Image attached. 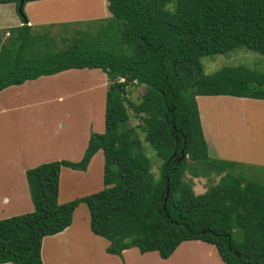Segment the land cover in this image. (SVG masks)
I'll list each match as a JSON object with an SVG mask.
<instances>
[{
  "label": "trees",
  "instance_id": "1",
  "mask_svg": "<svg viewBox=\"0 0 264 264\" xmlns=\"http://www.w3.org/2000/svg\"><path fill=\"white\" fill-rule=\"evenodd\" d=\"M29 1L20 9L21 0H0L15 2L23 20L0 29V92L68 69H101L111 83L105 130L91 132L83 157L27 170L35 209L0 219V263L44 264V238L72 225L87 203L91 229L109 240V253L138 247L167 259L182 242L198 240L226 264H264V188L233 183L232 162L210 152L198 105L202 95L264 99V71L236 65L207 74L202 62L242 46L264 54V0H108L110 17L63 30L60 40V30L50 33L54 23L42 24L44 31L29 23ZM139 84L149 88L133 101L129 89ZM130 110L141 122L121 129ZM136 128L162 159L158 175ZM99 150L106 187L60 203L63 167L87 170ZM215 175L219 181L196 193L194 177Z\"/></svg>",
  "mask_w": 264,
  "mask_h": 264
},
{
  "label": "rangeland",
  "instance_id": "2",
  "mask_svg": "<svg viewBox=\"0 0 264 264\" xmlns=\"http://www.w3.org/2000/svg\"><path fill=\"white\" fill-rule=\"evenodd\" d=\"M95 1L76 0L77 3L87 6L86 12L83 14L79 13L76 17L69 14L67 15L66 21L54 20L53 22L56 24L53 25L50 33L60 30L61 32H58L59 35L56 33L57 38L60 40V34L63 30L68 34L69 30L74 31V27L78 28L83 22H89L91 20L97 21L110 17L111 15L108 16L106 12L108 11V0H100L98 6L101 7V10L99 12L98 8L95 7ZM50 24L44 25L49 26ZM44 25L35 24L41 31L47 29V27H43ZM54 48L57 49L58 47L54 46ZM202 62L207 74L214 73L226 66L236 65H245L251 69L264 71V54L244 46L227 53L206 55L202 58ZM88 72L90 71L85 69L84 76H79L76 71H68L62 77L58 76L49 81H42L35 86L34 90L30 89V91H27L26 89L27 93L24 97L23 95L20 96V99L23 97L22 100L26 103L25 109L17 111L10 110L9 112L0 114V158L1 160L2 158H6L9 162L6 164L9 169L12 168L14 170L13 167L17 166L15 171H18V165L27 167L24 173L27 177L28 169L47 162L51 156L57 157V160L64 159L62 157L66 155L65 143L70 142L69 144H71L76 138H80L76 140V145L80 143V141L85 139L88 128L91 129L90 125L100 130L103 129L106 98L104 101L102 97H104V89L106 97L111 79L102 70L97 69L96 71H92V74ZM90 75L92 80H90ZM105 79L106 84L104 88ZM87 83H90L89 86L93 90L81 92L74 96H69V93H66L62 97H59V92H65L67 85L74 84L78 88ZM58 85H60L59 91L56 88ZM148 88L149 86L145 84L133 85L129 89V99L139 101L140 96ZM11 99L13 103L18 101L17 95H11L7 100ZM1 102H4V100H1ZM33 102L36 103V106L28 107ZM249 102L248 107L251 109V112L249 113V121L246 123L241 122V120H234L232 117L234 116V110L226 109L227 105L224 104L222 106L220 104L218 106V114H223V130L219 132L220 138L217 144L219 145L221 143L223 147L220 146V148L226 152V156L233 154L232 156L236 157L234 156L236 153H244L245 157L241 158L242 160L234 159L233 163L227 164V172L234 176L232 178L233 183L239 179V185L245 186L250 181H256L264 188V103H261L257 99H251ZM206 112H208V117H213H211L212 112L210 110H206ZM130 114L131 118L122 122L121 129L135 126L141 122L140 118L133 115L132 110H130ZM75 129L77 130L76 133L74 132ZM231 132V137H225L224 133L230 135ZM135 137L142 141V148L152 161L151 166L154 173L158 175L160 173L158 167L162 159L157 156L153 146L146 140V131L142 128H136ZM49 146L52 147L49 148ZM98 153L99 155H97L89 171L82 170L84 171L83 173L75 174L71 171L74 170L73 168L66 167L68 170L65 171L60 182V203L83 197L106 187L103 180L104 166H101L100 162V158L104 156V152L103 150H99ZM45 159L47 160L45 161ZM17 161L23 163H16ZM235 177L238 179H235ZM214 179L219 181L220 176L215 175L213 179L194 177L193 184L196 193L205 192L215 182ZM27 186L28 193L26 197L28 198V195H30L31 200L26 204H21V207L12 204V207L8 211L1 212L0 215H3L4 218L11 217L13 215L31 212L35 209L28 182ZM90 220L91 215L87 203L80 204L74 213L73 225L91 232ZM234 233L236 239L239 240L242 237L240 228H236ZM100 238L104 240L106 246L109 245L107 238L102 236ZM188 244H192L194 247L185 249ZM178 248H180V251H177L167 261V264H214V261L212 262V253L209 251L210 248L215 250V246L212 244L191 240L182 242ZM152 253H156V251ZM215 255L221 261L220 264H226L219 257L218 252ZM153 258L154 256L151 255L150 257L148 255L147 258L142 259L140 264L149 263L150 260L152 263ZM74 259H69V261L71 262ZM165 263L166 261H162V264ZM153 264L160 263L155 262Z\"/></svg>",
  "mask_w": 264,
  "mask_h": 264
},
{
  "label": "crops",
  "instance_id": "3",
  "mask_svg": "<svg viewBox=\"0 0 264 264\" xmlns=\"http://www.w3.org/2000/svg\"><path fill=\"white\" fill-rule=\"evenodd\" d=\"M75 1V2H74ZM94 1V0H93ZM100 2V0H99ZM97 0L95 1L96 5L95 7L101 10V7L98 6L99 3ZM86 5H82L76 2V0H34L29 1L26 3L25 10L28 15V20L30 24H56L53 22L54 20H61L66 21L67 15L71 14L74 15L73 17H76L79 13L83 14L86 12ZM95 8V9H96ZM103 10V8H102ZM108 16L111 15V12L108 8ZM22 17L18 13L17 4L15 2L12 3H0V29L3 28H9L11 26L20 25L22 24ZM88 69L89 74H92V71H96V69H90V68H83V69H68L53 75H44L37 79H31L27 80L22 84L12 85L7 88H5L3 91L0 92V114L9 112L10 110H21L26 108V103L22 100L24 95L27 93V91L30 89H35V86L37 84H40L42 81H49L52 80L55 77L64 75V73L68 71H76L79 76H84V70ZM101 70V69H98ZM104 77V74H103ZM46 79V80H45ZM104 88L106 84V79L104 80ZM90 83H87L86 85H83L81 87H75L74 84L67 85L65 88V92L61 91L60 96L62 97L64 94L69 93V96H74L81 92H86L93 90L89 86ZM58 85L56 88L59 91ZM64 87V86H63ZM104 99L105 101V89H104ZM11 95H17L18 101L13 103V100H7L11 97ZM23 97L20 99V96ZM254 98H248V97H236V96H230V95H202L198 96V105L201 112V118H202V124L205 131L206 138L209 143L210 152L213 156L222 158L229 162H234L233 160L238 159L242 160L241 158L245 157L244 153H236L233 157L226 156V152L220 148L223 147L221 143H218V139L220 138V131L222 129V123H223V114H218L219 111V105L222 106L227 105L226 109H233L234 110V120H241V122H248L249 116H250V108L248 107L249 101ZM1 100H4V102H1ZM6 100V101H5ZM261 103H264V99H257ZM92 101V100H91ZM257 102V103H260ZM39 103V102H38ZM40 103H42L40 101ZM207 105V106H206ZM36 106V103L33 102L32 105H29L28 107ZM93 106V105H92ZM207 107V108H206ZM105 108H106V102H105ZM206 110H210L212 112L211 117H208V112ZM91 129L88 128L85 139L80 141L76 145V140L80 138H76L70 142H66L64 145L65 148V156L62 158L64 159H70L71 161H78L80 160L84 152L88 146L90 135L92 131H98L104 132L105 130V115H103V129H97L95 126L92 125ZM94 128V130H93ZM75 129V133H76ZM225 137H231L232 132L229 134L224 133ZM214 141V142H213ZM37 146V145H36ZM52 146H49L51 148ZM97 155L99 153L97 152L92 160L90 161V164L86 171H89V168L92 167L94 164ZM47 156V155H46ZM104 156L100 158L101 166H104ZM228 159V160H227ZM1 160V158H0ZM39 161H42L41 159H38ZM44 160V159H43ZM47 159H45L46 161ZM57 160V157L51 156L49 161ZM61 160V159H59ZM237 160V161H238ZM0 162V213L6 212L12 207V204L19 205L21 207V204L27 203L29 200H31L30 195L27 196L28 193V186H27V177L25 173V169L27 167L19 166L18 171H15L17 166L12 168H8L6 165L9 163L6 158H2ZM16 163H23L17 161ZM104 168V167H103ZM68 169L66 167H63L61 172V178L64 175L65 171ZM72 173L80 174L84 171L82 170H71ZM104 172V171H103ZM60 196V192H59ZM29 204V203H28ZM4 216L0 215V218ZM74 229V230H72ZM87 229H80L78 226L70 225L68 228L63 230L60 233L54 234V235H48L43 240L42 245V258L44 264H140L142 262V259L147 258L148 255L154 256L153 261L151 263V260L149 263L146 264H153L155 262L162 264V261H166L165 264H167V261L171 259L177 251H180V248H177V250L167 259H163L158 252L152 253L155 251H149L142 253L138 247H132L129 249H125L122 252V255L118 254H112L107 252L106 243L102 238H100L99 235L94 234L92 231ZM214 246V245H213ZM194 247L192 244H188L185 249H190ZM47 250V252H46ZM209 251L212 253V262L214 261V264H220L221 261L217 257L216 252L217 248L215 247V250L213 248H210ZM219 254V253H218ZM210 255V254H208ZM211 256V255H210ZM221 258V256L219 255ZM76 258V259H74ZM69 259H74L71 262ZM151 259V258H150ZM222 259V258H221ZM224 262V260L222 259ZM225 263V262H224ZM0 264H14L12 262L9 263H0Z\"/></svg>",
  "mask_w": 264,
  "mask_h": 264
},
{
  "label": "water",
  "instance_id": "4",
  "mask_svg": "<svg viewBox=\"0 0 264 264\" xmlns=\"http://www.w3.org/2000/svg\"><path fill=\"white\" fill-rule=\"evenodd\" d=\"M24 2H25V0H21V5H20V9L22 8V6L24 5ZM176 154V152L173 154V155H175ZM187 156V153H186V151L183 149V154L181 155V157L179 158V161L181 160V159H183V158H185ZM173 157V156H172Z\"/></svg>",
  "mask_w": 264,
  "mask_h": 264
},
{
  "label": "bare ground",
  "instance_id": "5",
  "mask_svg": "<svg viewBox=\"0 0 264 264\" xmlns=\"http://www.w3.org/2000/svg\"><path fill=\"white\" fill-rule=\"evenodd\" d=\"M97 1L99 2V0H97ZM103 5H105V4L103 3ZM90 77H91V75H90ZM90 77H89V78H90ZM72 78H74V77H72ZM90 80H92V77L90 78ZM46 252H47V250H46Z\"/></svg>",
  "mask_w": 264,
  "mask_h": 264
}]
</instances>
